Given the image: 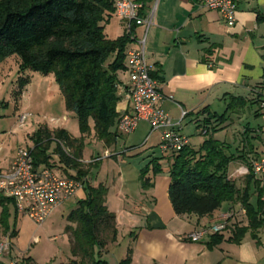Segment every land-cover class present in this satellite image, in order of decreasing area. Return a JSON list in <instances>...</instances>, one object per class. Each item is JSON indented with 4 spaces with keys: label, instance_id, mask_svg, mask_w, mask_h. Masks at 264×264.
Segmentation results:
<instances>
[{
    "label": "crops",
    "instance_id": "obj_1",
    "mask_svg": "<svg viewBox=\"0 0 264 264\" xmlns=\"http://www.w3.org/2000/svg\"><path fill=\"white\" fill-rule=\"evenodd\" d=\"M144 7L143 14L152 12V25L147 29L144 40V54L147 63L153 67L159 92L165 98L159 107L172 123L179 122L181 112L185 113L178 131L187 138L188 145L194 146L191 132L184 135L183 126L190 123L200 134L202 127L198 129V126L202 121L212 115L218 116L216 110L222 109L221 114H224L231 100L229 97H233L239 100L237 104L233 103L236 110L226 113L227 121L219 130L230 131L232 126L241 128V123H244L242 134L235 129L236 136L229 144L232 151L244 155L250 163L264 157V109L258 106L264 103V0H239L233 27H227L219 14L205 9L200 0H152ZM120 25L122 31H118L116 37L123 33L122 22ZM144 33V27H134L135 41L130 48L136 46ZM118 81L120 100L116 112L120 115L131 112L121 89L127 85V73H118ZM257 98L259 101L253 104ZM243 101L244 105L241 104ZM247 105H255L254 110L248 108L247 113ZM122 136L131 142L128 147H123L120 152L103 149V156L104 152L111 153L104 158L100 155L95 158L99 160L98 166L86 179L91 186L102 184L106 187L105 206L114 215L116 229L133 240L130 264H241V244H252L257 264H264V222L256 232L258 242L246 234L239 244H234L229 241L231 233L219 235V241H216V236L198 243L180 240L182 236L211 224L220 212L232 208L237 210L240 206L225 203L218 211L203 218L176 216L167 195L170 182L167 173L151 177L146 190L141 188L139 181L140 169L152 158L161 157L158 151L159 133L151 132L146 123L140 122L132 133L120 135L116 144ZM32 147L33 142L30 148H26ZM54 148L52 144L50 162L57 159ZM17 149L2 158L0 164L4 167H0V172L7 170ZM85 153L84 148L82 163L89 162ZM138 154L147 162H142V167V163L133 165L126 161V158ZM239 168L245 169L243 162L231 163L228 175L236 179L235 182L243 180L244 186L245 173L235 174ZM67 173L75 174L71 170ZM258 186L262 187L259 183ZM254 188H250L251 194ZM255 196L256 193H253L250 203H254ZM84 197V191L80 190L70 199H74L72 203L76 206V202ZM17 218L18 223L22 219L30 221ZM238 220L244 223L245 215H238ZM18 223L14 246L16 255L25 252L22 238L27 231L26 227L18 228Z\"/></svg>",
    "mask_w": 264,
    "mask_h": 264
},
{
    "label": "trees",
    "instance_id": "obj_2",
    "mask_svg": "<svg viewBox=\"0 0 264 264\" xmlns=\"http://www.w3.org/2000/svg\"><path fill=\"white\" fill-rule=\"evenodd\" d=\"M137 1L145 6L152 0ZM113 16L110 0H0V64L15 57L20 74L32 71L51 75L65 111L74 114L77 120L80 138L70 137L63 129L49 130L42 126L32 134L33 147L29 149L34 168L52 170L50 149L54 144L53 153L64 177L82 184L85 197L77 201L66 217L70 248L67 264H107L100 259L101 254L108 242L116 241L114 215L105 206L107 189L102 184L91 186L86 179L89 169H95L99 160L89 162L88 170H83L81 164L84 140L92 131L107 148H113L121 135L116 131L118 73L127 72L126 54L135 40L131 37L135 25L129 33L123 31L122 35L109 39L104 29ZM151 78L155 79V73ZM28 81L18 79L14 96L21 94ZM229 98L224 114L205 118L198 126L207 130L198 146L187 145L178 152L152 158L140 169L139 181L146 190L151 177L167 173L170 179L167 195L176 216L203 218L225 203L238 204L245 211V221L236 219L229 241L239 244L249 234L258 242L256 232L264 222V187L254 180L251 163L244 155H237L229 144L210 135L227 121V112L236 110L233 103L237 104L238 98ZM258 101L257 98L253 104ZM236 161L245 165L242 188L228 178L229 165ZM68 170L75 174H68ZM252 186L256 193L253 204L249 202ZM0 209V225L10 232L11 238H16L18 219L12 201L0 197ZM215 239L219 241L220 237ZM130 256L128 249L118 264H130ZM24 262L31 260L28 257Z\"/></svg>",
    "mask_w": 264,
    "mask_h": 264
},
{
    "label": "built area",
    "instance_id": "obj_3",
    "mask_svg": "<svg viewBox=\"0 0 264 264\" xmlns=\"http://www.w3.org/2000/svg\"><path fill=\"white\" fill-rule=\"evenodd\" d=\"M110 1L115 16L123 24L124 32L129 33L133 25L145 28L143 38L126 54L128 82L121 89L124 100L131 106V112L119 115L116 131L121 135L130 134L140 122H144L151 132L159 133L160 155L178 152L188 145L187 138L178 131L185 113L181 112L179 122L172 123L168 115L160 109L159 104L165 98L159 92L155 80L151 78L153 67L147 63L144 54V40L147 29L152 25V12L143 14L144 6L137 0ZM238 1L200 0V4L209 11L217 12L227 27H233L236 22ZM27 117L21 115L18 124L22 126ZM206 134L207 130L201 128L200 135ZM243 173L245 169L242 168L235 172L237 175ZM251 173L260 186L264 187V157L251 162ZM228 178L231 177L228 175ZM80 190L82 184L77 180L59 176L48 168H34L30 150L27 148H18L7 170L0 172V197L11 200L16 214L35 225L42 224L62 202ZM238 215H245L241 207L238 210L228 209L220 212L211 224L182 236L180 240L198 243L206 238L228 234ZM7 251V244H0V254Z\"/></svg>",
    "mask_w": 264,
    "mask_h": 264
},
{
    "label": "rangeland",
    "instance_id": "obj_4",
    "mask_svg": "<svg viewBox=\"0 0 264 264\" xmlns=\"http://www.w3.org/2000/svg\"><path fill=\"white\" fill-rule=\"evenodd\" d=\"M120 22L121 20L119 18L113 16L106 25L104 32L109 39L115 38L116 33L120 30L122 31ZM18 69V60L15 57L9 58L0 64V162L7 153L14 151L18 147L30 148L32 146V141H30L33 134L32 131H36L42 126H46L52 130L63 129L70 137L75 139L80 138L76 117L74 114L65 111L63 101L53 77L51 75L43 76L32 71H24L20 74ZM20 77L28 78L29 81L22 86L21 94L16 97L14 96V92L17 90V82ZM254 107L255 105H252V107L247 105L246 112L248 113V108L254 110ZM262 109H264V107H262ZM216 111L218 115L222 113V109ZM21 115L28 116L22 126L18 124V118ZM250 120L251 119H249V121ZM186 125L183 126L182 133L187 135L191 132V143L195 147L198 146V143L206 136L200 135L198 131L196 132L194 125L190 123H186ZM241 126V128L232 126L230 131L216 130L215 132L210 133V135H212L213 139L224 141L231 145L233 137L236 136L235 131L238 129L241 134L243 133L242 128L245 126L244 123H241ZM198 129H200V127ZM29 136L30 139H28ZM241 139L243 140V137L239 140L241 141ZM129 143L131 142L126 141V136H122L115 145L116 148L115 146L113 148H108L111 149L110 151L116 149L117 152H120L123 147H128ZM84 148L86 150L85 157H88L86 160L89 162L95 160L94 158L99 155L103 156V149H108L93 136V131L90 136L85 138L83 149ZM110 153L111 152H109V154ZM109 154L104 152L102 158ZM143 158L144 157H141V154H138L126 158V161H129L134 165L144 162L145 159ZM81 159H84L83 156ZM53 160L57 159H52L53 163L50 162L54 165L52 169L55 170V172H58V174L65 176V173L62 172L61 168L57 167L58 163ZM89 162L81 163L83 165V170L89 169ZM144 163L141 164V167ZM0 167L4 166L0 164ZM90 169L89 172H92L93 168ZM235 183L238 187L243 186V180ZM69 199H67L68 201L65 200L66 202L62 207L56 209L40 225H35L31 221L27 222L25 219H22L19 223L17 222L18 228H27L25 237L22 238L25 252L28 251L26 253L23 252L22 254L16 255L14 247L15 238H11L9 234L10 232H5L0 225V244H7L8 246V251L5 252V254H0V263L26 264L24 262L25 258L23 257H29L34 264H60L63 262H65L64 264H67L68 261L66 262V260L70 257V248L68 235L65 232V228L68 226L66 217L70 211L75 208V204L72 203L74 199ZM12 218V216L9 218L10 224L13 223ZM123 233V231H118L116 229V241L113 243L108 242L107 247L103 250L100 259L107 264H118L126 257L127 250H132L133 240ZM27 264L31 263L28 262Z\"/></svg>",
    "mask_w": 264,
    "mask_h": 264
},
{
    "label": "clouds",
    "instance_id": "obj_5",
    "mask_svg": "<svg viewBox=\"0 0 264 264\" xmlns=\"http://www.w3.org/2000/svg\"><path fill=\"white\" fill-rule=\"evenodd\" d=\"M241 264H257L256 250L252 244H241Z\"/></svg>",
    "mask_w": 264,
    "mask_h": 264
}]
</instances>
